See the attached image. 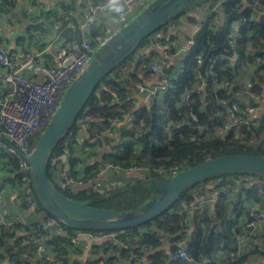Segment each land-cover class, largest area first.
Here are the masks:
<instances>
[{
    "label": "trees",
    "instance_id": "trees-1",
    "mask_svg": "<svg viewBox=\"0 0 264 264\" xmlns=\"http://www.w3.org/2000/svg\"><path fill=\"white\" fill-rule=\"evenodd\" d=\"M91 1L92 3H97L103 0ZM220 2H222L221 5L217 6ZM260 2L264 9V0H260ZM254 3L255 0H230L228 2L226 0H205L201 3L208 6V12L214 6H217V10L213 13L214 25L204 26L196 38V48L198 52L203 54L204 64L198 67L197 63L193 60L194 52L189 51L185 56L177 79L171 81L169 89L161 98L146 106L134 109L135 105L133 104V99H130L129 92L136 90L137 85L142 81L154 79L153 74L149 70V64L151 60H155L157 53L153 50L148 55H145L146 58H141L140 56L141 50L148 43V39L140 44L138 50L133 54L134 56L132 55L133 58L129 57L126 59L105 77L103 79L105 82L104 86L93 93L87 105L77 117L79 123L84 125L88 141H84L85 143L82 146L78 145L77 140L70 141L67 144L69 153L67 162L73 180L75 182L94 180L103 167L108 164L120 170L132 165L154 168L159 165L169 166L176 164L182 165V170H185L223 155L248 154L264 157V143L258 146H249L242 143L248 141L251 134L264 135V115L260 116L257 127L251 129L243 127L245 138L243 136L236 137L232 133H229L223 139L218 137L204 139L201 135L202 129L212 130L213 125H221L225 116L223 114L226 113L234 102V98L225 96L221 90L213 88V85L219 84L223 79H234L237 69L245 62V55L247 53H249L250 59L253 57L264 59V12L262 11L263 14L259 12L258 16H253L252 8ZM13 5V1L0 0V14L2 11H6L7 6L13 7ZM220 19H222V24L220 23ZM173 22L162 28L163 32L160 36L164 44H168V40L165 39L167 28L174 24ZM236 25L237 31L240 34V38L237 41V52L239 53L241 62L234 65L215 60L212 65L213 73L216 76L215 80L208 79L206 82V96H204V93H197L195 91L198 82L196 73L199 72L201 75L206 76L207 66L211 60L217 55L226 54L230 50V47L226 44V35ZM222 26H226L227 32L219 35ZM29 27L33 28L31 25ZM259 69L264 70V64ZM173 71L172 66L165 67V73L168 75L172 74ZM254 76L256 81L251 82L253 92L261 94L264 88V74H261L258 70L254 73ZM236 90L237 87L234 88V91ZM185 95H188L187 102L183 101V96ZM165 112H167L166 125L160 127L158 123ZM221 113L222 117L219 115ZM126 114L133 116L131 124L119 126L112 124L113 117L117 116L123 119ZM190 114L197 117L196 122L190 119ZM72 129L76 130L74 126ZM113 131L117 133L118 137L111 135ZM105 132L108 135H103ZM102 135V143L106 147L102 161H95L90 165H86L83 169L80 168L84 161L81 154H87L86 150H83L84 145L93 146L98 143V138ZM75 142L77 143V147L74 146ZM78 148H81L83 152L81 151L82 153L79 154ZM64 150L65 145L62 140L51 152L48 166L51 182L52 169L57 165L51 162V158L62 156ZM3 157H6L10 165L16 169L17 160H11L5 154ZM57 163L58 165H62L60 161ZM74 169L75 175L72 172ZM146 178H157V176L151 173ZM53 184L59 192L76 202H84L100 194L112 191V189L104 191L96 189L93 192L83 190L74 193L71 188L66 189L55 183ZM241 192H244L246 198H257L259 195L264 194V184L241 185L239 186L237 195H240ZM67 193L84 198L74 200ZM186 193L181 195L179 200L172 206L171 209L176 207L173 212L170 209L158 219L144 226L130 229V231L136 234V239H131L132 250L136 256L141 255L138 252L139 248L146 246L150 248L147 256L153 264H205V260L208 257L210 258L211 251L216 246L222 244L226 249L231 251L234 241L235 224L232 223L231 225V223H228L223 225L222 222L225 221H222V219L232 208L238 210L240 213L242 211V204L236 203L235 200L224 199L223 196L226 194L221 193L213 211L205 209L201 216H199L201 219H198L196 214L193 216V219H190V224L194 228L190 234H186L185 251L187 258H176L172 248L170 256L163 254L162 244L156 236L157 231L165 232L168 237H172V241L184 239V235L181 233L182 228L179 225L182 217L175 210L180 209L184 213L187 211L183 203L193 200L194 197ZM149 195L151 196L149 188L143 186L123 191L107 200L120 198L121 196H124L126 200H132L134 196H139V199L146 197L138 205L140 206L149 200ZM181 198L184 200L181 201ZM220 198L222 199V203L220 202ZM104 201L98 202L94 206L100 208L98 204ZM45 214L50 216L46 212ZM189 217L191 218V216ZM60 224L66 232V229L84 233L98 232ZM230 226L232 227V231ZM217 227L220 228L218 237L215 233ZM16 228L21 229V225H15L13 227L14 231ZM143 228L146 230H142ZM13 229L12 227L0 228V261L8 257L14 258V264H44L40 260H34L33 244L29 243L21 247V238L15 239L13 243H9L15 233ZM23 230L26 231L24 227ZM140 230L143 232L139 233ZM26 233L27 239L30 233L29 231H26ZM67 234L69 235L68 232ZM45 245L50 253L59 259L60 264H95L93 260L86 263L78 261L69 262L70 259L67 257L72 252L74 241L70 240L68 236L53 235L46 240ZM17 249L26 257L19 258L21 255L17 254ZM117 249V245L104 248L107 252H113ZM121 253H125V251L121 250ZM111 261L112 259L108 256L106 264H109ZM231 264H240V262Z\"/></svg>",
    "mask_w": 264,
    "mask_h": 264
},
{
    "label": "built area",
    "instance_id": "built-area-1",
    "mask_svg": "<svg viewBox=\"0 0 264 264\" xmlns=\"http://www.w3.org/2000/svg\"><path fill=\"white\" fill-rule=\"evenodd\" d=\"M86 1L77 22L70 20L64 14L59 15L54 25L57 31H61L56 36H52L38 50H32L28 42H20L17 51H6L2 40L3 29L0 15V151L9 159L17 160V180L24 193L22 205L28 216L36 215L38 217V219L28 220L24 223V229L30 233L26 240L28 244H33V258H39L44 264H60L58 258L50 252H46L49 249H47L45 242L49 237L58 234L68 236L70 240L75 241L82 235V232H78L76 236H69L59 221L45 214L32 190L30 165L26 158L32 154L39 137L57 111L68 87L88 67L94 53L114 34L109 24L99 22L98 15L102 12L108 13L115 22L116 29H121L134 19L139 11L145 9L152 2V0H117L116 5H110L109 0L97 3H92L90 0ZM221 3H218L217 6ZM217 6H214L206 18L194 27L186 39L183 49L176 51L181 55H185L189 51L194 52L193 60L198 67L204 64V59L203 54L197 51L196 38L204 26L214 25L213 13L217 10ZM115 7H119L120 11H115ZM252 9L253 16H258L259 12L261 14L264 12L260 0H255ZM22 13L28 19L34 20L35 10L32 6L24 8ZM237 29L236 25L226 35V44L230 50L226 54L217 55L211 60L207 66L206 76L199 72L196 73L198 82L195 91L197 93H203V88L207 91L206 82L208 79L215 80L216 76L212 70L215 60L234 65L241 62L237 52V41L240 38ZM64 32L68 34L69 40L61 45L59 39ZM37 35L39 36V34ZM40 35L44 36V33ZM161 38V36L158 37L156 44L165 48L163 58L160 61L151 60L149 64V70L156 80L155 85L152 87H146L141 83L137 85V93L143 97L147 105L161 98L169 89L171 81L176 80L180 73L179 68L174 70L172 74L165 73V67L168 66L167 59L171 54L170 51H173V46L172 44H164ZM251 50L253 51V49ZM140 56L146 58L143 53ZM249 57V53H247L243 63L245 65L242 64L237 69L234 79H223L219 84L213 85V88L221 90L225 96L234 98V102L223 114L225 116L221 125H213L212 130L202 129L201 135L204 139L213 137L223 139L229 133L236 137L243 136L245 138L243 127L251 129L258 126L260 116L264 115V88L261 94L254 93L251 82L256 81L254 76L256 71L259 70L261 74H264V70L259 69L264 64V59L261 57L250 59ZM235 87H237L236 91H234ZM187 100L188 95L183 96V101L187 102ZM219 115L220 117L223 116L222 113ZM190 119L193 122L197 121V117L193 114H190ZM132 121L133 116L129 117L126 123L131 124ZM112 124L115 126L122 125V119L115 116L112 119ZM78 134V131L72 129L63 139L65 147L73 140H77L78 145L82 146L83 142ZM111 135L118 137L114 131ZM242 143L249 146L261 145L264 143V135L251 134L249 140ZM108 169L117 172L120 170L108 164L103 167L102 172L104 173ZM122 170L126 174L133 172L154 173L157 178H169L181 172L182 165H159L154 168L132 165ZM57 177L63 181L65 188H69L74 182L68 168L57 173ZM261 178L258 176L254 178V175L249 174L234 173L233 175H220L206 182L213 181L219 192L232 195L237 192V186L264 184V180ZM188 194L192 195L194 199L183 203L187 211L184 213L183 210H175L182 217L179 225L182 228L181 233L184 235V239L172 241V237H168L165 232L157 231L156 233L161 244L168 245V248H165L163 252L165 256L171 255L172 248L176 258H187L185 251L186 234H190L194 228L190 224V219H193L195 214L198 219H201L199 216L202 212L209 209L211 200L206 199L201 190L191 191ZM243 201L245 203L239 213L243 219L235 225L231 251L224 246L215 250L219 247L218 245L211 251V256L205 260V264H231L235 262L264 264V194L257 198L244 197ZM214 202L215 204L218 203V196H215ZM6 206L5 203L1 202L0 194V210ZM2 227L8 228L9 226L3 222ZM142 232L140 230L139 233ZM85 234L92 235L97 240L104 242L106 248L117 245V250L109 252L112 259L109 264H122L125 259L137 260L141 264H153L147 256L150 248L142 246L138 250L141 255L136 256L134 254L131 239H136V234L130 229L114 232H86ZM121 250H124L125 253H121ZM41 252H45L47 256L43 257ZM124 254L127 255V258L124 257ZM95 264H106V258L96 260Z\"/></svg>",
    "mask_w": 264,
    "mask_h": 264
},
{
    "label": "water",
    "instance_id": "water-1",
    "mask_svg": "<svg viewBox=\"0 0 264 264\" xmlns=\"http://www.w3.org/2000/svg\"><path fill=\"white\" fill-rule=\"evenodd\" d=\"M204 1L153 0L121 29L112 27L114 31L112 37L94 53L88 67L68 87L57 111L39 137L32 154L26 158L30 165L32 190L41 208L48 215L73 228L98 232L129 230L158 219L172 208L181 195L210 178L231 173L264 178V157L235 154L207 160L169 178L143 179L142 174L127 176L126 178L129 179L137 177L141 181L122 186L113 185L109 189L120 187L84 202L69 199L59 192L49 179L48 166L51 152L71 131L78 115L102 80L119 64L131 57L144 40H149L154 33ZM203 93L206 96L205 88H203ZM128 117L129 114H126L124 120L126 121ZM68 156L69 153L65 151L64 158ZM117 174V171L108 169L98 179L91 181V185L98 188L104 176L108 182ZM147 185L154 187L153 194L148 201L136 209L118 211L94 206L123 191ZM41 255L47 256L45 252H41Z\"/></svg>",
    "mask_w": 264,
    "mask_h": 264
},
{
    "label": "crops",
    "instance_id": "crops-1",
    "mask_svg": "<svg viewBox=\"0 0 264 264\" xmlns=\"http://www.w3.org/2000/svg\"><path fill=\"white\" fill-rule=\"evenodd\" d=\"M86 2H87L86 0H14L13 7L7 6L6 11H2V13L0 14L1 26L3 29L2 40L4 43V48L8 52L17 51L18 44L22 42L21 40L22 37L23 36L31 37L32 33L30 31L35 33V29L42 26L46 29V33H44V36L46 34L45 40L43 42H39L37 38H35V40L34 39L31 40L32 38H30L31 42H28L32 50L40 49L41 46L45 44V42H48L49 39L55 34L56 28L54 22L59 17V15L64 14L65 16L69 17L70 20L77 22L80 18L81 9ZM90 2L92 1L90 0ZM28 6H32V7L34 6V10H35L34 20L28 19L22 13L23 9ZM198 10L199 11H196L195 13L191 12L186 14L185 16H183V18L180 21L170 25L167 28V34L165 38L168 40V44L166 45L172 44L173 46V51H170L171 54L167 59V65L172 66L173 69L175 67L176 69L178 68L180 69L182 67L185 57L183 54L181 55L180 53H176V51L178 50L180 51L181 48L183 49L186 39L190 36L194 27L198 25L199 22L203 19L202 17H198L199 14L197 12L204 13L205 16L208 14L207 5H202ZM98 19L99 22L102 24L105 23L109 24L111 29L112 27L116 28L115 22L112 20V18H110V15L108 13L105 12L100 13L98 15ZM220 23L222 24V19H220ZM30 25L33 26V28L29 27ZM159 36L160 34L150 38L148 40L147 45L144 46V48L141 50V53H143L144 55H148L151 51L154 50L157 53V57L155 58V61L158 60L160 61L163 58V50H165V48L159 47L156 44ZM155 82L156 80L154 79L147 81L144 80L141 82V84L145 85L146 87H152L155 85ZM129 93H130L129 94L130 99H133V104L135 105L134 109H137L140 106L147 105L143 97L137 93V88L136 90L130 91ZM129 117L131 118L130 114ZM128 119L125 121L123 117L122 124H125L128 121ZM103 135H108V133L105 132ZM103 135L99 136L98 143L94 144L93 146L84 145L83 150H86L87 154L84 153L81 154V156L84 158V161L83 164L80 166V168L83 169L84 167H86V165L88 164L90 165L92 164V162L95 161H102L103 153L106 149V147L102 143ZM82 137L83 138L81 139V141L83 143H85L84 141H88L85 128H84V135ZM83 150L81 151L83 152ZM81 151L78 149L79 154L82 153ZM3 155L4 154L2 153V151H0V194H1V202L5 203L7 206L6 208H2L0 210V228L2 227L3 222L7 223V225L9 227H12V229L13 227H15V225H21V229L16 228L15 231L13 229L15 233L13 239H11L9 243H13L15 239L21 238V243H22L21 247H23L28 244L26 240L27 233L26 231L23 230L24 223L27 222L28 220L38 219V217H36V215L35 216L27 215L26 210L22 205L24 193L22 188L19 187L18 180L16 179L17 176L16 169H14L10 165L9 161L6 159V157L4 158ZM58 161H60L62 165H58L57 163ZM64 161H67V159L64 158V154L59 157L51 158V162L53 164H57L56 167L52 169L53 171L51 173V177L52 179H54L55 184L61 187H64L63 181L57 177V173H59L64 168H66L64 166ZM128 175L129 174H126V177ZM142 176L143 179H147L146 177H144V174H142ZM103 178L104 180H101L102 184L98 188L92 185L93 191H95L96 189L102 190L101 187L103 185L106 186L105 189L108 188L110 184L107 183V181L105 180L106 179L105 176ZM134 179H138V178L133 177V179L131 180ZM140 181L137 180L135 182H131L130 184L138 183ZM215 186H216L215 182L209 181L203 183L202 186L200 184L198 188V190H201L205 194L206 199L211 200L209 206V209L211 211H213L216 206L214 202L215 196H218L219 198L221 194V191L219 192L217 190V187ZM70 188L74 193H78L77 191H81L87 188V183L86 181L85 182L74 181L73 184L66 189H70ZM236 189L237 192L231 195L234 199L238 194L239 187L237 186ZM142 230H144V228ZM103 243L104 242L97 240L94 236L82 232V235H80L74 241L72 252L68 254L67 258L70 259L69 262L78 261L81 263L92 262V260L96 261L98 259L107 258L109 256V252L107 253V251L104 250L105 246ZM161 248L165 250V248L166 249L168 248V245L166 244L162 245ZM46 252L48 253L50 251L48 250ZM17 254L21 255L19 258L26 257L25 255L21 254L20 250L18 249H17ZM124 257L127 258V255L124 254ZM36 259L40 260L39 258H35L34 260ZM13 261L14 258L5 257L3 260L0 261V264H14ZM122 264H141V263H139L137 260L130 261L129 259L128 260L125 259L122 262Z\"/></svg>",
    "mask_w": 264,
    "mask_h": 264
},
{
    "label": "rangeland",
    "instance_id": "rangeland-1",
    "mask_svg": "<svg viewBox=\"0 0 264 264\" xmlns=\"http://www.w3.org/2000/svg\"><path fill=\"white\" fill-rule=\"evenodd\" d=\"M227 2L228 1H230V0H226ZM202 6V4H199V5H197L196 7H194V8H192L190 11H188L187 13H185L184 15H182V16H180L179 18H177L176 20H174V22L173 23H175V22H178V21H180L182 18H183V16H185L186 14H188V13H191V12H196V11H199L198 9L200 8ZM33 8H34V6H33ZM141 11H139V13H140ZM199 15H198V17H202L203 19L202 20H204L205 18H206V16H205V14L204 13H201V12H197ZM201 20V21H202ZM200 23V22H199ZM59 31H61V30H59ZM59 31H57L56 30V32L57 33H55L54 35H53V37L54 36H56L57 34H58V32ZM31 33H32V35H31V37H27V36H23L22 37V42H25V41H27V42H31V40H35V38H37L38 39V41L39 42H43L44 40H45V36H41L40 34L41 33H46V29L44 28V27H42V26H40V27H38V28H36L35 29V33H33L32 31H30ZM162 32H163V29H160L159 31H157L156 33H154L150 38H152V37H154V36H156V35H159V34H162ZM227 32V30H226V26L225 27H223L222 26V28H221V30H220V32H219V35H223V34H225ZM35 34V35H34ZM37 34H39V36L37 35ZM30 38H32L31 40H30ZM69 39H68V34L66 33V32H64L62 35H61V37H60V39H59V41H60V43H61V45L64 43V42H66V41H68ZM5 44H6V42H5ZM134 56V55H133ZM133 56H131L132 58H133ZM186 56V54L184 55V57ZM173 70H176V67L173 69ZM104 81L102 80V82L100 83V85L96 88V90L94 91V93L95 92H97V90L100 88V87H102V86H104ZM166 118H167V112H165L164 113V116L159 120V126L160 127H163V126H165L166 125ZM74 128H76V130L79 132V134H78V136H79V138L80 139H82L83 137V135H84V125H81L80 123H79V121H78V118H77V120H76V122H75V124H74ZM83 132V133H82ZM76 143V142H75ZM75 147H77V143L74 145ZM80 151H81V148H78ZM67 152H68V149L66 148L65 149ZM75 169L74 170H72V172H73V174L75 175ZM78 175V174H77ZM229 175H233V173H231V174H229ZM150 176V174H144V177H149ZM259 178H261V177H259ZM133 179V178H132ZM261 179H263V178H261ZM51 180L53 181V183H55L54 182V179H52L51 178ZM137 180H139V179H134V180H131V179H129V178H126V173L123 171V170H119L118 171V174H117V176L116 177H114L113 179H111V180H109L107 183H113V182H118V185H120V186H122V185H126V184H130L131 182H135V181H137ZM146 187H148L149 188V192H151V196H152V192H153V186H151V185H147ZM93 188V187H92ZM102 191H104V190H108L109 188H107V189H105L106 188V186L105 185H103L102 187ZM101 188H99V189H101ZM198 188H199V186L197 185V186H195V187H193L191 190H189L187 193H189V192H191V191H197L198 190ZM110 190V189H109ZM186 193V194H187ZM68 194V196H71V198L72 199H74V200H78V199H83L84 197H78V196H74V195H70L69 193H67ZM150 196V195H149ZM150 196V197H151ZM238 196V197H237ZM139 196H134L133 197V199L132 200H129V199H127L126 200V198L124 199V196H121L120 198H116V199H110V200H107V201H104V202H102V203H99L98 205L100 206V208H102V209H112V210H118V211H130V210H133V209H136L137 207H139L138 205L140 204V202L142 201V199H145L146 197H144V198H138ZM245 197V194H244V192H241V194L240 195H236V198L234 199L231 195H225V196H223V198L224 199H226V200H235V202L236 203H240V204H244L245 203V201H243V198ZM150 199V198H149ZM184 199L183 198H181V201H183ZM138 201V202H137ZM220 202L222 203V199L220 198ZM235 202H233L234 204H235ZM220 204V203H219ZM176 207H174L173 209H171L170 211L171 212H173V210L175 209ZM205 215H207V214H205ZM225 219V220H224ZM224 219H222V221H225V222H222V224L223 225H225V224H228V223H231V225H232V223H234L235 225L240 221V220H242L243 219V216H241L240 214H239V211L238 210H234L233 208H232V210L230 209L227 213H226V215H225V217H224ZM231 227V226H230ZM67 230V232L69 233V235H72V236H76V234L78 233V232H80V231H74V230H69V229H66ZM231 231H232V227H231ZM215 233H216V236L218 237V233H220V228H216L215 229ZM222 244H220L219 245V247H217L215 250H219L220 248H222Z\"/></svg>",
    "mask_w": 264,
    "mask_h": 264
},
{
    "label": "flooded vegetation",
    "instance_id": "flooded-vegetation-1",
    "mask_svg": "<svg viewBox=\"0 0 264 264\" xmlns=\"http://www.w3.org/2000/svg\"><path fill=\"white\" fill-rule=\"evenodd\" d=\"M67 147H65V149H66ZM63 154H65V150H64V153ZM67 159V158H66ZM93 163V162H92ZM64 166L66 167V168H68V162L67 161H64ZM69 169V168H68ZM112 171H114V170H112ZM101 174H103L102 172H100L98 175H97V178L101 175ZM140 173H136V172H133V173H130L128 176H131V175H139ZM95 180V179H94ZM94 180H90L89 182H86V183H89L88 185H87V188L86 189H84L85 191H87V192H93V189H92V185H91V181H94ZM118 182L116 181V182H113V183H109L110 184V186H108V188L109 187H111V186H113V185H116ZM107 185V184H106ZM117 187H120V186H117ZM117 187H115V188H112V190H114V189H116ZM81 191H83V190H81ZM78 192V191H77Z\"/></svg>",
    "mask_w": 264,
    "mask_h": 264
},
{
    "label": "clouds",
    "instance_id": "clouds-1",
    "mask_svg": "<svg viewBox=\"0 0 264 264\" xmlns=\"http://www.w3.org/2000/svg\"><path fill=\"white\" fill-rule=\"evenodd\" d=\"M109 4L110 5H116L117 4V0H109ZM115 11H120L119 7H115L114 8Z\"/></svg>",
    "mask_w": 264,
    "mask_h": 264
}]
</instances>
